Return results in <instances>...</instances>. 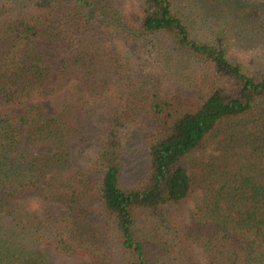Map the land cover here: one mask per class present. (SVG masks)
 <instances>
[{
    "label": "trees",
    "instance_id": "1",
    "mask_svg": "<svg viewBox=\"0 0 264 264\" xmlns=\"http://www.w3.org/2000/svg\"><path fill=\"white\" fill-rule=\"evenodd\" d=\"M126 1L0 0V264H53L47 244L78 264H264V48L258 67L224 50L264 42V20L205 31L195 5L230 0ZM134 130L147 167L126 185Z\"/></svg>",
    "mask_w": 264,
    "mask_h": 264
},
{
    "label": "rangeland",
    "instance_id": "2",
    "mask_svg": "<svg viewBox=\"0 0 264 264\" xmlns=\"http://www.w3.org/2000/svg\"><path fill=\"white\" fill-rule=\"evenodd\" d=\"M245 4L240 0H230L228 3L217 2L214 4L207 3V5L205 3H201L195 5L194 9L197 19L199 18L198 21L205 23V31L213 30L215 28V26H213L214 24L220 25L217 27L223 29L226 25V22L230 21V19H232L233 17H240V23L245 22L247 26L260 24L262 20H264V10L262 6L259 3ZM124 6L128 11L133 10L136 7L133 0H127ZM244 11H248L249 13H245V15L250 14L251 18L246 20L244 16L241 17V15H244L242 14ZM246 31L243 30L242 27L239 28L238 34L241 35V39L245 38ZM232 45L233 46L225 45L224 50L227 52L229 59L234 63L239 64L243 67L254 64L255 67H258V63H262L259 59V55L256 53L258 52V50L262 51V49L264 48L263 41H261L258 46L255 45L254 47H247L246 45L239 46L236 42H234ZM41 105L46 112H51L53 108V101L42 102ZM132 132L133 130L128 131L127 133L131 134ZM47 151L48 148L45 146L38 147V153ZM74 154L76 162L75 165L79 167L84 163L83 157L81 155L85 154V152L80 148H75ZM124 154L125 155L122 158V180L126 185H129V183L139 181L142 174L145 172V168L147 167V154L143 142V137L139 131L134 130V134L131 136L130 140L125 143ZM35 209H37V207ZM43 251L53 264H78L73 259H68L60 256L54 251L51 244H47ZM196 256L200 262H203V258L199 251L196 252Z\"/></svg>",
    "mask_w": 264,
    "mask_h": 264
}]
</instances>
